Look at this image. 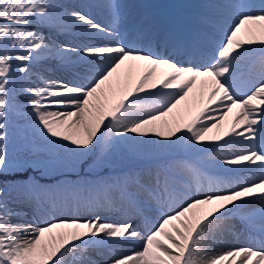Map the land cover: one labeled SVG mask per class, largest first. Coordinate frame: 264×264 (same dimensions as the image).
Returning a JSON list of instances; mask_svg holds the SVG:
<instances>
[{
    "label": "snow or ice",
    "instance_id": "obj_1",
    "mask_svg": "<svg viewBox=\"0 0 264 264\" xmlns=\"http://www.w3.org/2000/svg\"><path fill=\"white\" fill-rule=\"evenodd\" d=\"M105 7L108 22L101 24L55 0H0V264H264V209L259 225L245 214L253 203L264 205V83L253 87L257 64L264 80V0L226 5L234 18L218 26L219 43L203 32L181 37L137 21L117 0ZM40 26L83 31L97 42L60 44ZM49 58L81 63L91 83L42 75L38 68ZM122 68L123 84L105 88ZM158 69L165 70L161 87L148 90ZM190 94L192 102L169 120ZM17 118L38 143L14 154L8 129ZM120 145L134 151L199 145L219 173L191 165L188 177L157 169L134 181L137 191L118 181L88 196L73 186L42 187L27 175L41 147L79 159ZM45 201L56 212L91 215L37 222L20 207L39 210ZM105 211L121 218L108 219ZM238 216L257 247L214 251Z\"/></svg>",
    "mask_w": 264,
    "mask_h": 264
},
{
    "label": "bare ground",
    "instance_id": "obj_2",
    "mask_svg": "<svg viewBox=\"0 0 264 264\" xmlns=\"http://www.w3.org/2000/svg\"><path fill=\"white\" fill-rule=\"evenodd\" d=\"M72 1L75 5H77V8H78L77 11H82V12H85L91 15L95 19V21L98 23H101V24L107 23L108 11H107V8L105 7V4L108 2V0H72ZM89 1H92L93 4L98 6V8H95L89 5ZM147 1L148 0H117V2H119L123 6L124 10L130 14V17L134 18L137 21L143 20L146 23L156 25L157 27L161 29L167 30L181 37H191L201 32H203L205 35H208L206 33V29H204L201 26V21L202 19L207 18L205 13L209 11V8L207 7V4L204 3L202 0H151L152 1L151 3H153L152 5L147 3ZM227 1L228 0H220V3H219L220 5L217 6V15L216 14L211 15L213 22L216 24L218 23V25H216V27L214 28V32L212 31L214 34L209 33L212 36L214 43H219L221 38L224 35L223 31L217 32L218 26L224 25L226 27L227 23L230 22L234 18L233 14H231L232 16L227 15V13H225L226 15L224 14L225 10H230L226 7V5H228ZM230 1H233L234 3L242 2V0H230ZM243 2L259 3V0H243ZM186 4H189L188 6L189 9L184 8L187 6ZM225 16H226V19H223V17ZM57 40L62 41V42L66 41L65 39H61V38H57ZM95 42L97 41L89 38V34L84 33L83 31H78V34L74 36L72 45L74 46L83 45V44H90V43H95ZM74 69L78 70V72L73 77L69 76V78H67V80L65 81L67 82V84L72 85L73 83H78L82 85H87L91 83V75L90 73L84 70L83 65L81 63H79V65L76 67L74 66ZM259 71H260L259 65L257 64L254 69L255 80L253 81V87L259 86L260 83H264V80H262L261 77L259 76ZM164 72H165L164 69H158L156 87L154 89H148V90L158 91L160 89L161 78ZM125 75H126V69L122 68L117 73H114L111 80L107 82L104 87L107 88L110 83L114 84L117 81H119V83L122 85L125 79ZM138 76H139V72L134 73L133 79L135 80L136 78H138ZM191 102H192V95L190 94L189 101L181 102V105L178 106V108L174 110L173 114H170L168 119L172 120L173 116H175L176 113L184 111L186 105ZM24 122L25 120L23 121V123ZM17 123H19L20 125L22 124V121H19ZM20 129L22 130V128H19V130ZM21 130L20 132H25ZM162 130L165 133H167L168 131L167 128H164ZM180 134H181L180 132H177V135H180ZM149 137H151L152 139H160V140L167 139V137L157 138L155 137L154 133H151V132L149 133ZM171 139H175V137H171ZM224 139H227V137H224ZM220 142L222 143V141ZM204 143L210 144L214 142L205 141ZM199 148L200 146L196 145L194 149L177 147V148H172V149H148L145 151H134L128 145H120L115 150L110 149L109 151L110 153H115L118 157H120L119 163L121 164V167L110 166V170L109 169L106 170V168H103L102 170L104 171V173L101 172L97 174L96 177H92L91 179H85L84 181H91L95 183L93 186H90L87 189H81L80 194L83 196H88L90 193L95 194L94 189L97 186L104 184L102 180L104 178L107 181V184L109 185H115L118 181L119 182L127 181L129 184V190L137 191L134 185L135 180L141 179L142 177L147 178L157 169L164 170V167L166 168L167 171L174 172L177 175L178 174L180 175V173L187 174V175L189 174L187 168L185 167L186 165H191L193 167L204 169L206 171H209L210 174L219 173V168L216 167L213 162H210L209 160H207L206 157L208 154L200 151ZM17 151L18 149H13L10 152H13L15 154ZM190 151H193L195 155V158H194L195 161L193 163L190 162L191 159L189 157H186L189 155L188 153ZM39 160L40 159H38V161ZM174 162L177 164V167L173 166ZM124 172H129L133 174L135 177L128 178L126 176V179H119L118 178L119 174H123ZM39 181L50 182V179L46 178V179H42ZM18 182H22V181H18ZM47 188L57 189L58 187L48 186ZM110 194L116 198H118L120 195V193L116 191L115 189H113V191ZM144 195L146 194H143V196ZM47 206L48 208L51 209L50 204ZM262 209H264V205H261L259 203H253L249 206V208L245 210V214L251 215L254 221L261 222L260 211ZM64 210L66 211L68 209H64ZM64 210L60 211V213H57L56 211L53 210V212H55V214L53 215L55 216L56 214L63 215L65 213ZM34 211L35 210H31V212H34ZM42 211L43 210L41 209L40 210L41 216L43 214L44 216H49L46 210L43 212ZM71 212H72V215L74 214L75 216L76 215L82 216L84 214L86 215L90 214L88 212L77 213L74 210H72ZM27 213L29 216L30 214L32 215L30 211H28ZM38 213H39L38 211L35 212V215H38ZM102 214L111 220H116V219L121 218L114 211L112 212L105 211ZM154 214L155 216L154 217L152 216L153 219L156 218V213ZM57 218H60V217H57ZM32 220H36L37 222H40L41 218H39L38 216H35L32 218ZM136 222H137V225L140 224V221L138 219L136 220ZM228 223L233 227V231L229 233L230 236L232 234L234 235V237L231 239L233 240V242H231V240L224 242L221 244L219 248L213 249L214 251L222 252L232 247L252 246L254 249L257 247L256 244H253L248 239V227H247V223L245 220H243L241 217L238 216L228 221ZM140 230L143 231V228L141 227Z\"/></svg>",
    "mask_w": 264,
    "mask_h": 264
},
{
    "label": "rangeland",
    "instance_id": "obj_3",
    "mask_svg": "<svg viewBox=\"0 0 264 264\" xmlns=\"http://www.w3.org/2000/svg\"><path fill=\"white\" fill-rule=\"evenodd\" d=\"M202 1L207 4L209 11H207L208 14L205 13L207 18L202 19L201 24L203 25L204 29H206V33L208 35H209V33L214 34L213 33L214 28L216 27V25H218V23L216 24L213 22L211 15H213V14L217 15V6L220 5L219 4L220 0H219V2H218V0H202ZM55 2L62 5L68 11H77V9H78L77 5H75L72 0H55ZM151 2H152L151 0L147 1V3L152 5L153 3H151ZM231 3H234V2L230 1V0L227 1V4H231ZM89 5H91L95 8H98V6L93 4L92 1H89ZM186 5H185L186 7H184V8L189 9V7H188L189 4H186ZM225 13H227V15H229V16H232L231 10H225L224 14ZM223 19H226V16L223 17ZM44 28L49 29L48 26H40L39 31L43 32V34L45 36L52 37L53 39H55L60 44L66 43V44L72 45L73 44L72 41L74 40V36H76L78 34V31H76V30H71L68 32H60V33H57L55 31L51 30V32L48 35H46L44 33V30H43ZM217 32H218V30H217ZM57 38L65 39L66 41L62 42V41L57 40ZM78 65H79V62H76V61H73L71 64H67L64 62H60L54 58H49L46 61L41 62L40 66L38 68V71L44 76H47L51 79L63 81L64 83L67 84V82H65L67 80V78H69V76L73 77L78 72V70L74 69V66L76 67ZM20 102L21 103L25 102L22 97L20 98ZM19 121H22V124H20L21 126L19 125V123H17ZM23 121H24V119L20 120V118H17L13 122L12 126L8 129V132H9V149H10L9 151H12L13 149H18V151H22L25 147H27L29 141H31V143H38V141H36V139L31 136V133L29 131H26L27 126H26L25 122L23 123ZM19 128H22V130L21 129L20 130L25 131V132H20ZM17 130L19 131V133ZM21 133H23V134H21ZM18 137H20V138H18ZM191 152L193 153V155ZM188 154L189 155L186 157H189L191 159L190 162L193 163L195 161L194 152L190 151ZM30 158L34 159V160H38V159H40V160H39L38 164H36V165L33 164L32 168L28 169L27 175L33 177L35 180H37L40 183V185L42 187H45V188H47L48 186L58 187V188L60 186H73V185L78 186V185H81V183L85 179H91L92 177H96V175L101 173V172L104 173V171L102 170L103 168H106V170L107 169L110 170V166L121 167V164L119 163L120 157H118L115 153H110L109 150L105 151L104 149H101V148H98L94 153L87 154V155H85L79 159H75L70 154L62 152L60 150L52 149L50 147L49 148L41 147L39 152L32 155V157H30ZM181 159H182V157H181ZM173 166L177 167V164L174 162ZM164 170H166L165 167H164ZM180 175H183L185 177L189 176V174L187 175V174H182V173H180ZM126 176L128 178L135 177L133 174H131L129 172H124L123 174H119L118 178L119 179H126ZM46 178H49L50 182L39 181V180L46 179ZM102 180H103L104 184H107V181L105 180V178ZM22 182H24V181H22ZM141 195L143 197V194H141ZM41 209L43 211L46 210L47 214L49 215V216H44V214L42 216L40 214L36 215L39 218H41V221H52L55 219H59L57 217L62 218V216L63 217H67L70 215L75 216L74 214L72 215V212L69 210H66V211L64 210L65 213L63 215H61V214L57 215L56 214V216H55V215H53V214H55V212H53V210H50V208H48V206L46 204H44V202L42 204ZM25 211H27V212L30 211V213H32V215L31 214H30V216L28 215V219L31 221L32 218L35 217V214L33 212H31V210H29V209L28 210L26 209ZM57 213H60V212H57ZM89 215H91V213L88 215L84 214L82 216L86 217ZM150 215L153 217L155 216L154 213H151ZM48 218H50V219H48ZM21 222H23V221H21ZM255 223L257 225H259L261 222L255 221ZM133 226L134 227L137 226L136 220H133ZM233 237H234L233 234L230 236L229 232H225L223 234V236L220 237L221 244L224 242L230 241ZM231 242H233V240H231ZM249 247L253 248L252 246H249ZM93 254H94L93 255L94 258H98L95 256V253H93Z\"/></svg>",
    "mask_w": 264,
    "mask_h": 264
}]
</instances>
